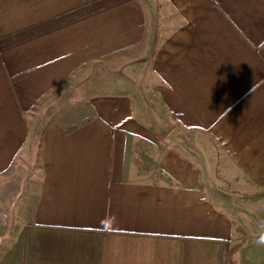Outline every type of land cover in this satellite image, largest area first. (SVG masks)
<instances>
[{"label":"crops","instance_id":"0c3cea01","mask_svg":"<svg viewBox=\"0 0 264 264\" xmlns=\"http://www.w3.org/2000/svg\"><path fill=\"white\" fill-rule=\"evenodd\" d=\"M231 252L264 264V0H0V264Z\"/></svg>","mask_w":264,"mask_h":264},{"label":"rangeland","instance_id":"374dc122","mask_svg":"<svg viewBox=\"0 0 264 264\" xmlns=\"http://www.w3.org/2000/svg\"><path fill=\"white\" fill-rule=\"evenodd\" d=\"M128 70V69H127ZM126 75V74H125ZM128 77H130V74L127 75ZM131 78V77H130ZM138 103V102H137ZM137 108H139V103L136 104ZM140 109V108H139ZM154 109V113H155V117H154V122H152L151 124L155 125L156 127H160L163 129H168L170 125H165L164 124V120L165 122L167 121V116H165V118L159 117L164 115L163 112L159 109H155V105L153 107ZM13 171L16 174H21V173H25L26 176H38L39 175V162H38V154L36 153V151H32L31 155H29L27 158L24 157L22 160L19 161V163H17L16 167L13 169ZM17 176H15L14 178H16ZM18 178V177H17Z\"/></svg>","mask_w":264,"mask_h":264},{"label":"trees","instance_id":"16d2710c","mask_svg":"<svg viewBox=\"0 0 264 264\" xmlns=\"http://www.w3.org/2000/svg\"><path fill=\"white\" fill-rule=\"evenodd\" d=\"M75 128H77V126L74 127V128H72V129H70L69 132H70L71 130L75 129ZM234 256H235V254H234L233 252H231V253H230V260H229V261H230V264H237Z\"/></svg>","mask_w":264,"mask_h":264}]
</instances>
